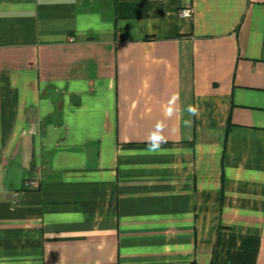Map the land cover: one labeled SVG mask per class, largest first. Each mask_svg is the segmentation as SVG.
Returning a JSON list of instances; mask_svg holds the SVG:
<instances>
[{"label": "crops", "instance_id": "obj_1", "mask_svg": "<svg viewBox=\"0 0 264 264\" xmlns=\"http://www.w3.org/2000/svg\"><path fill=\"white\" fill-rule=\"evenodd\" d=\"M0 264H264V0H0Z\"/></svg>", "mask_w": 264, "mask_h": 264}, {"label": "built area", "instance_id": "obj_2", "mask_svg": "<svg viewBox=\"0 0 264 264\" xmlns=\"http://www.w3.org/2000/svg\"><path fill=\"white\" fill-rule=\"evenodd\" d=\"M179 15L183 18H188L191 16V10L190 9H182L179 13ZM39 186V183L37 180H28L24 183V188L26 189H37ZM17 200V195H14L13 201L16 202Z\"/></svg>", "mask_w": 264, "mask_h": 264}]
</instances>
